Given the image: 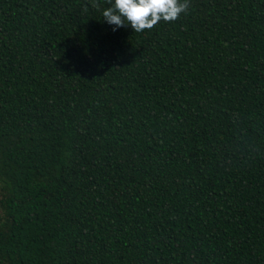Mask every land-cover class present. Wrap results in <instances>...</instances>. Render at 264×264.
Masks as SVG:
<instances>
[{
  "label": "trees",
  "instance_id": "16d2710c",
  "mask_svg": "<svg viewBox=\"0 0 264 264\" xmlns=\"http://www.w3.org/2000/svg\"><path fill=\"white\" fill-rule=\"evenodd\" d=\"M99 3L0 0V264H264V0Z\"/></svg>",
  "mask_w": 264,
  "mask_h": 264
},
{
  "label": "clouds",
  "instance_id": "9594fccd",
  "mask_svg": "<svg viewBox=\"0 0 264 264\" xmlns=\"http://www.w3.org/2000/svg\"><path fill=\"white\" fill-rule=\"evenodd\" d=\"M105 22L116 28L130 26L134 33L151 30L158 22H173L187 11L189 0H105ZM92 7L100 10L99 0H92ZM113 28V31L116 30Z\"/></svg>",
  "mask_w": 264,
  "mask_h": 264
}]
</instances>
